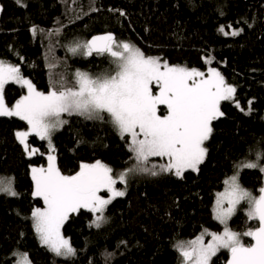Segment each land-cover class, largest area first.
Returning <instances> with one entry per match:
<instances>
[{"label":"trees","instance_id":"obj_1","mask_svg":"<svg viewBox=\"0 0 264 264\" xmlns=\"http://www.w3.org/2000/svg\"><path fill=\"white\" fill-rule=\"evenodd\" d=\"M0 2V59L19 65L40 91L47 92L53 71L70 78L76 68L92 74L109 69L107 56H73L66 48L72 41L108 32L169 64L204 72L217 68L236 86V100L245 111L231 101L221 103L225 116L213 122V135L206 142L208 155L199 172L189 170L183 178L164 174L129 183L126 195L108 205L105 215L109 219L100 228L92 224L94 216L86 210L71 214L63 227L76 249L70 258L57 257L42 247L30 219L32 208L43 205L31 194V166L46 164L47 143L30 136L28 141L43 155L28 157L14 136L26 122L0 117V175L10 176L19 193L15 197L0 194V264H14L20 250L27 252L34 264H178L179 253L174 247L178 241L194 238L204 229L221 228L212 211L216 193L233 173L234 162L246 156L255 159L249 148L264 142V0ZM221 25L229 33L243 30L236 36L224 35L219 31ZM34 26L38 28L36 35L31 31ZM22 34L32 39L30 55L19 44L17 47ZM204 58H211V63L206 64ZM27 61L34 69L26 68ZM50 63L56 67L50 69ZM24 92L18 84L6 85L7 104L11 106ZM53 140L58 166L66 173H74L81 162L101 160L114 171L129 164L125 141L111 125L100 121L70 116ZM263 177L258 169H244L239 182L258 195ZM229 226L243 233L257 227L258 221L248 220L240 209ZM243 243H252L251 238L243 237ZM228 256L222 250L212 264H225Z\"/></svg>","mask_w":264,"mask_h":264},{"label":"snow or ice","instance_id":"obj_2","mask_svg":"<svg viewBox=\"0 0 264 264\" xmlns=\"http://www.w3.org/2000/svg\"><path fill=\"white\" fill-rule=\"evenodd\" d=\"M16 2L21 4V0ZM225 27L219 29L224 35L236 36L243 30L229 33ZM31 31L36 35L38 28L34 26ZM66 48L73 56H107L110 67L97 74L77 69L70 78L53 71L45 92L21 74L19 65L0 59V117H18L26 122V130H17L14 136L28 157L43 155L30 146V136L47 141V166H31V194L40 198L43 206L33 207L30 219L42 247L57 257L70 258L76 249L62 229L71 214L86 210L94 216L92 224L100 228L109 219L105 215L108 205L126 195L130 175L174 174L183 178L189 170L199 172L208 155L205 145L213 135V122L225 116L221 103L231 101L241 112L245 109L236 100V86L216 68L204 72L171 65L161 57L146 55L131 42L118 41L111 32L72 41ZM204 59L211 63V58ZM55 67L49 64L50 69ZM10 83L27 90L11 106L4 95ZM251 104L249 100L248 113ZM63 114L111 125L126 143L131 166L113 175L110 166L96 160L81 162L76 172L64 174L52 144L53 134L68 123ZM248 152L255 159L246 156L234 162L233 175L224 180V190L216 193L213 218L223 226L222 231L204 229L194 239L178 241L174 247L181 264H212L222 250L229 253L227 264H264V186L254 195L239 182L244 169H258L264 174V142H257ZM152 158L163 162L155 163ZM118 183L124 188H117ZM102 190L109 194L107 198L100 195ZM0 193L19 195L13 179L0 178ZM242 203L247 205V219L258 221V226L240 233L229 227V221ZM206 236L210 237L207 242ZM243 237H250L252 243L245 245ZM19 256L15 264H32L27 253Z\"/></svg>","mask_w":264,"mask_h":264},{"label":"rangeland","instance_id":"obj_3","mask_svg":"<svg viewBox=\"0 0 264 264\" xmlns=\"http://www.w3.org/2000/svg\"><path fill=\"white\" fill-rule=\"evenodd\" d=\"M18 44H19V47L20 48H22L23 50H26V51H28L27 52V55L29 54H31V52L34 50V48H33V43H32V39L30 38V35H28L27 36V34L25 35V34H22V37L20 38V41L17 43V47H18ZM28 57V56H27ZM2 60H4V59H2ZM4 61H6V62H10V61H7V60H4ZM10 63H12V62H10ZM12 64H14V63H12ZM171 65H175V64H171ZM25 66H26V68H28L29 70H32V69H34V68H32V64L29 62V61H27L26 62V64H25ZM35 66V65H34ZM182 66H184V65H182ZM188 67V66H187ZM189 68H191V67H189ZM77 69H79V68H76V70ZM197 69H199V68H197ZM217 69V68H216ZM76 70H74L73 72H75ZM80 70H84V71H87V72H89L88 70H85V69H80ZM199 70H201V69H199ZM218 71H219V69H217ZM202 71V70H201ZM89 73H91V72H89ZM21 74L25 77V78H28V79H31V81L33 82V84H34V81H33V79L30 77V75L29 74H24V73H22L21 72ZM230 84V83H229ZM35 85V84H34ZM36 86V85H35ZM37 88V87H36ZM38 89V88H37ZM39 90V89H38ZM26 88H25V92L22 94V95H24V94H26ZM4 95H5V92H4ZM19 98V97H18ZM17 98V99H18ZM16 99V100H17ZM63 119H64V114H63V117H62ZM68 118H70V116H68ZM26 128H27V126L24 128V129H22V130H26ZM53 136H54V134H53ZM53 136H52V144H53V146H54V149H55V144H54V140H53ZM29 142V141H28ZM46 143H47V141H46ZM29 144H30V146L31 147H34V146H32L31 145V143L29 142ZM48 146V145H47ZM206 146V145H205ZM207 147V146H206ZM48 151H49V149H48ZM48 151H47V154H48ZM55 156H56V152L54 151V153H53ZM46 157H47V155H46ZM56 158H57V156H56ZM153 159V162H155V163H161V162H163V161H161L159 158H152ZM96 161V160H95ZM95 161H92V162H85V163H93V162H95ZM101 161V160H100ZM56 162H57V160H56ZM103 162V161H102ZM103 163H105V162H103ZM105 164H107V163H105ZM57 165H58V162H57ZM108 165V164H107ZM33 166H41V165H33ZM43 166H47V161H46V164L45 165H43ZM108 166H110V165H108ZM131 165H130V163L128 164V166H126V167H124V168H122V169H120V170H115L114 171V169H113V175H116L117 173H119V172H121V171H123L124 169H126L127 167H130ZM79 169V167L77 168V170ZM76 170V171H77ZM62 171V170H61ZM75 171V172H76ZM63 172V171H62ZM64 174H66V175H70V174H73V173H66V172H63ZM162 175H164V174H162ZM231 175H233V173L231 174ZM230 175V176H231ZM230 176H228V177H230ZM227 177V178H228ZM0 178H3V179H5V180H7V179H12L10 176H4V175H0ZM152 179V178H155V177H152V176H149V175H147V174H132V175H130L129 176V178H128V183H127V185H129V183H132V182H137V181H139V180H144V179ZM263 180H264V177H263ZM263 186H264V184H263ZM117 188H121V189H123L124 188V185H121V184H117ZM224 188H225V186H224ZM224 188L223 189H221L220 191H218V192H222L223 190H224ZM245 188V187H244ZM246 189H248V188H246ZM248 190H250V189H248ZM250 191H252V190H250ZM126 192H127V190H126ZM217 192V193H218ZM252 193L254 194V195H257V194H255L253 191H252ZM100 195H102V196H105V198H107V196L109 195L108 193H106L105 191H101V193H100ZM215 199H216V197L214 198V201H213V207H214V204H215ZM43 206V205H42ZM42 206H37V207H42ZM240 209H243L245 212H246V209H247V205L246 204H244V203H242L240 206H239V209H238V211L240 210ZM237 211V212H238ZM230 227V226H229ZM222 228H223V226H221V228L219 229V230H217V231H215V230H210V231H215V232H220V231H222ZM231 228V227H230ZM232 229V228H231ZM209 230V229H208ZM233 231H235L234 229H232ZM62 232H63V229H62ZM237 232V231H236ZM64 234V233H63ZM64 236L66 237V238H68L65 234H64ZM195 238V237H194ZM194 238H191V239H194ZM69 239V238H68ZM191 239H185V240H180V241H187V240H191ZM208 239H210V237H208V236H206L205 237V242H207V240ZM70 240V239H69ZM71 243V242H70ZM20 253H27V252H25V251H22V250H20V251H17L16 253H15V255H16V260H15V262L20 258V256H19V254ZM28 254V253H27ZM29 255V254H28ZM29 259L31 260V258H30V255H29ZM32 261V260H31ZM15 262H14V264H15ZM32 264H34L33 263V261H32ZM178 264H181V258L179 257V261H178Z\"/></svg>","mask_w":264,"mask_h":264},{"label":"water","instance_id":"obj_4","mask_svg":"<svg viewBox=\"0 0 264 264\" xmlns=\"http://www.w3.org/2000/svg\"><path fill=\"white\" fill-rule=\"evenodd\" d=\"M0 8H2V11H0V16H1L2 12H3V5L1 4V2H0ZM99 35H102V34H99ZM251 242H252V240H251ZM228 259H229V256H228ZM225 264H227V261L225 262Z\"/></svg>","mask_w":264,"mask_h":264},{"label":"crops","instance_id":"obj_5","mask_svg":"<svg viewBox=\"0 0 264 264\" xmlns=\"http://www.w3.org/2000/svg\"><path fill=\"white\" fill-rule=\"evenodd\" d=\"M35 84V83H34ZM21 96V95H20ZM19 96V97H20ZM64 119L68 120V115L67 114H64ZM0 194H3V193H0Z\"/></svg>","mask_w":264,"mask_h":264},{"label":"clouds","instance_id":"obj_6","mask_svg":"<svg viewBox=\"0 0 264 264\" xmlns=\"http://www.w3.org/2000/svg\"><path fill=\"white\" fill-rule=\"evenodd\" d=\"M69 119V118H68ZM68 121V120H67ZM259 195V194H258Z\"/></svg>","mask_w":264,"mask_h":264}]
</instances>
